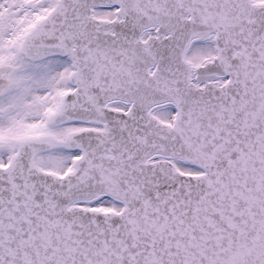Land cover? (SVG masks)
<instances>
[{
	"label": "snow or ice",
	"instance_id": "snow-or-ice-1",
	"mask_svg": "<svg viewBox=\"0 0 264 264\" xmlns=\"http://www.w3.org/2000/svg\"><path fill=\"white\" fill-rule=\"evenodd\" d=\"M0 264H264V0H0Z\"/></svg>",
	"mask_w": 264,
	"mask_h": 264
}]
</instances>
